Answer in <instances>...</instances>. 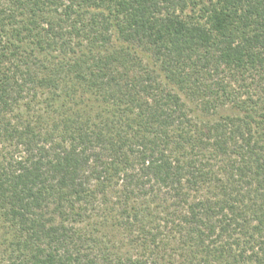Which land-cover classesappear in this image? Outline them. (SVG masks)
Masks as SVG:
<instances>
[{"label": "trees", "instance_id": "16d2710c", "mask_svg": "<svg viewBox=\"0 0 264 264\" xmlns=\"http://www.w3.org/2000/svg\"><path fill=\"white\" fill-rule=\"evenodd\" d=\"M0 264H264V0H0Z\"/></svg>", "mask_w": 264, "mask_h": 264}, {"label": "rangeland", "instance_id": "374dc122", "mask_svg": "<svg viewBox=\"0 0 264 264\" xmlns=\"http://www.w3.org/2000/svg\"><path fill=\"white\" fill-rule=\"evenodd\" d=\"M190 12V11H189Z\"/></svg>", "mask_w": 264, "mask_h": 264}]
</instances>
